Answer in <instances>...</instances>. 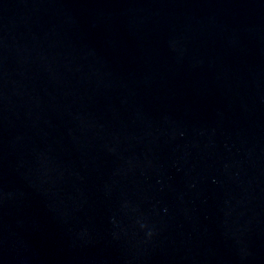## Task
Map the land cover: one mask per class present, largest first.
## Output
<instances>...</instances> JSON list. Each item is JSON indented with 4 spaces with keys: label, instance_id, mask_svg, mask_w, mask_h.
I'll return each mask as SVG.
<instances>
[{
    "label": "water",
    "instance_id": "obj_1",
    "mask_svg": "<svg viewBox=\"0 0 264 264\" xmlns=\"http://www.w3.org/2000/svg\"><path fill=\"white\" fill-rule=\"evenodd\" d=\"M0 264H264V0H0Z\"/></svg>",
    "mask_w": 264,
    "mask_h": 264
}]
</instances>
